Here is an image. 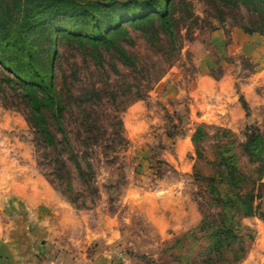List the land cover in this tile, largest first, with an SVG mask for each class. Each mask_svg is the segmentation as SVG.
I'll list each match as a JSON object with an SVG mask.
<instances>
[{
	"label": "rangeland",
	"instance_id": "1",
	"mask_svg": "<svg viewBox=\"0 0 264 264\" xmlns=\"http://www.w3.org/2000/svg\"><path fill=\"white\" fill-rule=\"evenodd\" d=\"M173 2L170 32L126 25L117 41L127 58L114 47L55 38L62 128L47 121L64 142L57 149L32 125L20 88L0 81V221H38L13 195L29 208L55 196L58 211L45 221L106 224L107 248L124 264H264V185L256 214L224 211L237 238L231 250L223 234L216 250L219 207L206 179L218 181L221 151L258 175L241 144L246 127L264 138V15L243 0ZM72 152L85 171L90 162L89 184ZM56 157L67 166L61 178Z\"/></svg>",
	"mask_w": 264,
	"mask_h": 264
},
{
	"label": "trees",
	"instance_id": "2",
	"mask_svg": "<svg viewBox=\"0 0 264 264\" xmlns=\"http://www.w3.org/2000/svg\"><path fill=\"white\" fill-rule=\"evenodd\" d=\"M243 1L256 6L264 15V0ZM173 4V0H0V81L20 88L29 108V120L46 145L53 149H57L58 144L64 145L47 121L50 116L58 128H62L64 105L53 82L55 38L60 34L73 37L80 45L114 47L127 58L117 41L126 32V25L159 26L162 31L170 32L174 23ZM246 31L251 29L246 28ZM245 132L246 138L241 146L249 160L257 163V177L240 171L234 154L224 156L221 151L217 161L218 181L214 175L206 178L214 204L219 207L216 216L220 223L214 225L216 250L223 247V234L230 239L225 244L231 250V244L237 238L232 227L225 222L231 220L224 213L226 209H236L244 216L254 215L259 209V203L254 201L262 196L256 193L257 187L264 185V138L254 126L246 127ZM60 133L68 143L66 133L63 130ZM70 154L78 177L89 184L92 177L90 162L85 161L89 172L85 171L76 154ZM54 162L58 164L54 167L56 176L61 178L67 166L59 157ZM216 183L225 185L228 190L221 192ZM67 188L72 189L70 183ZM259 215L264 218L263 213ZM238 248L242 250V247ZM240 257L242 253L235 255L233 261ZM221 259L232 262L223 255Z\"/></svg>",
	"mask_w": 264,
	"mask_h": 264
},
{
	"label": "crops",
	"instance_id": "3",
	"mask_svg": "<svg viewBox=\"0 0 264 264\" xmlns=\"http://www.w3.org/2000/svg\"><path fill=\"white\" fill-rule=\"evenodd\" d=\"M204 82H209L207 77ZM13 196L14 204L24 202L38 221H0V264H124L107 248L106 224L94 227L89 221H45L47 211H58L55 196L50 202L43 195L34 208L28 207V200Z\"/></svg>",
	"mask_w": 264,
	"mask_h": 264
}]
</instances>
